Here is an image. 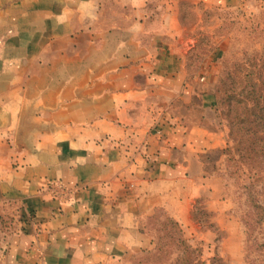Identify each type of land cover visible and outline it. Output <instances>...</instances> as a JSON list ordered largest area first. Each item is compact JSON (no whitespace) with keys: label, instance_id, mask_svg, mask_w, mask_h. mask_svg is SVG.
Masks as SVG:
<instances>
[{"label":"crops","instance_id":"0c3cea01","mask_svg":"<svg viewBox=\"0 0 264 264\" xmlns=\"http://www.w3.org/2000/svg\"><path fill=\"white\" fill-rule=\"evenodd\" d=\"M252 1L0 0L3 264L131 257L158 209L192 227L197 199L222 225L218 47L195 53L204 17Z\"/></svg>","mask_w":264,"mask_h":264},{"label":"rangeland","instance_id":"374dc122","mask_svg":"<svg viewBox=\"0 0 264 264\" xmlns=\"http://www.w3.org/2000/svg\"><path fill=\"white\" fill-rule=\"evenodd\" d=\"M241 7L239 11H222L220 20L204 17L201 33L205 35L199 37L200 47L195 53L205 59L212 45L218 47V51H214L217 55L214 63L216 80L205 87V92L211 91L218 107L215 111L227 126L228 133L225 160L220 170L224 188L223 226L214 222L213 215L199 211L200 223L193 221L192 227L181 228L188 239L187 245L183 246L171 228L164 226L167 220L158 209L155 217L148 221L147 230L153 238L150 248L131 257L124 255L109 260L106 264H179L189 253V264H264V222L261 217L264 133L253 138L245 131V126L239 127L240 123H246V118L237 119L232 107L237 96L247 98L249 105L253 95L259 103L264 102V0H254ZM225 70L229 74L224 75L226 86L222 88L218 77L220 71L223 74ZM255 127L262 129L264 125ZM249 145L255 146L256 155L249 151ZM208 220L216 228L208 227L210 225L205 222ZM18 222L15 212H5L0 207V264H3V254L7 250V239L17 231ZM194 247L197 250L190 252Z\"/></svg>","mask_w":264,"mask_h":264},{"label":"trees","instance_id":"16d2710c","mask_svg":"<svg viewBox=\"0 0 264 264\" xmlns=\"http://www.w3.org/2000/svg\"><path fill=\"white\" fill-rule=\"evenodd\" d=\"M221 73H222V71H220V74L218 77V79H219L218 82L221 84V87L224 88V86H226V81L224 80V75H228L229 72L225 70L223 72V74H221ZM253 88H254V86H253ZM251 102L252 103L249 105V100L247 98L237 96L234 98V104L232 107H233V113L237 114V119L241 120L242 118H246L245 119L246 123H240L239 127L245 126V131L249 132L253 138H256V137H260V134L262 132L264 133V128L259 129L258 127H255L257 125H264V102L259 103V101H257V99L254 97V95L251 99ZM214 107H215V109L218 108L217 105H214ZM238 114H241V117L238 116ZM227 139H228V134H227ZM225 151H226V148H225ZM249 151L252 152L254 155H256L258 153V151H256V149H255V146H253V145H249ZM247 156H251V154L247 153ZM160 210H162V209H160ZM199 211H201L203 213H207L208 216L213 215V213L207 211V209L205 208V206L203 204L202 199H197L194 206H193V209L191 210V217H192L193 221H195L197 223L201 222V220L197 217V212H199ZM163 213H164L165 218L167 220L164 222V226H166L167 229L170 227L171 232H173V234L178 236L177 237L178 242L180 244H182L183 246H186L188 239L186 237H184L183 231H182L181 227L179 226V224L177 223V221L174 218H172L171 216H169L165 211H163ZM156 214H157V212H155V214L153 215V217L150 218V220L153 219ZM261 214H262L261 215L262 220L264 222V206L261 208ZM205 222L210 225L208 227L215 226L209 220L205 221ZM214 228H216V226ZM196 250H197V247H194V248L190 249L189 251L194 252ZM190 259H191V257H190V253H189L184 259H180L179 264H189Z\"/></svg>","mask_w":264,"mask_h":264},{"label":"built area","instance_id":"2783aa9c","mask_svg":"<svg viewBox=\"0 0 264 264\" xmlns=\"http://www.w3.org/2000/svg\"><path fill=\"white\" fill-rule=\"evenodd\" d=\"M57 186V180L56 179H50L49 180V187L53 193H56L55 187Z\"/></svg>","mask_w":264,"mask_h":264}]
</instances>
